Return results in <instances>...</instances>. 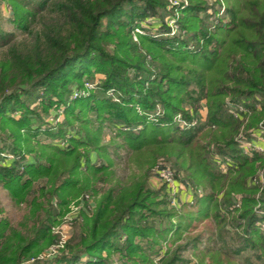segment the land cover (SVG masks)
<instances>
[{
	"label": "trees",
	"instance_id": "1",
	"mask_svg": "<svg viewBox=\"0 0 264 264\" xmlns=\"http://www.w3.org/2000/svg\"><path fill=\"white\" fill-rule=\"evenodd\" d=\"M166 1L10 0L12 22L26 37L18 40L17 34L0 29V119L14 137L13 144L0 140V151L18 156L0 164V183L14 202L28 201L32 224L30 232H22L0 220V264H21L55 243L51 225L63 216L69 197L91 187L88 180L78 187L77 173L91 171L100 182L111 175L108 164L98 166L92 159V153H106L98 145L105 118L133 151L152 145L162 157H173L176 179L182 170L193 189L209 186L211 192L195 194L193 205L183 204L193 207L185 217L187 227L196 223L181 229V221L172 223L177 209L168 205L164 185L133 182L129 197L107 189L90 217L82 210L86 216L80 238L67 239L52 257L56 264H77L84 255L82 264H111L101 255L103 250L120 251L134 261L118 264H136V258L146 264L174 227L173 243L182 231L188 235L160 264H184L180 252L188 246L197 250L203 237L211 264H264V233L257 224L264 218V189L257 197L262 187L249 180L264 156L249 157L238 148L239 138H248L250 129L264 124V0H189L178 20L182 32L174 36L183 45L163 36H142L134 42L131 29L136 21L157 16L159 8L166 10ZM221 1L227 19L218 17L212 23L209 18ZM162 20L150 30L167 34ZM85 76L99 81L97 91L72 98L74 90H83ZM53 99L70 116L76 107L90 110L100 126L88 128L83 134L87 139L70 127L71 119L51 129L50 119L60 108ZM238 103L250 111L248 116H234L230 107ZM16 112L18 119L12 117ZM177 114L190 125L172 123ZM22 128L30 133L22 135ZM39 128L52 139H66L69 147L38 143L40 157L26 156L22 143H29ZM215 156L229 157L228 163L234 161L236 167L222 173ZM260 163L262 170L264 159ZM43 178L47 185L35 194L33 183ZM55 201L59 212L54 216ZM225 234L228 243L212 250L209 244L224 242ZM137 253L142 257L134 258ZM200 262L205 263L204 256Z\"/></svg>",
	"mask_w": 264,
	"mask_h": 264
},
{
	"label": "rangeland",
	"instance_id": "2",
	"mask_svg": "<svg viewBox=\"0 0 264 264\" xmlns=\"http://www.w3.org/2000/svg\"><path fill=\"white\" fill-rule=\"evenodd\" d=\"M208 3H212L213 0H207ZM189 0H187V5H188ZM220 6H219V10L216 12L215 15H213L211 18H209V21L212 20V23H216L218 20V17L223 18L224 21L227 19L226 16V3L225 1H221L220 2ZM168 0L166 1V10L159 8L158 10V15L162 16V17H157V16H153V17H149V22L147 24L150 23V25L157 23L160 21V19H163L164 21L166 20L167 17L166 14H170L174 11V13L177 12V20L180 21V19L183 17L182 14L180 13L181 10L179 9V7L177 8L176 11L175 9H173L172 7L168 8ZM12 4L10 3V0H0V29L2 31H6L8 33H15L17 34V39L20 40L23 37H26L25 33H20L17 28L15 27V25L12 22ZM21 9V8H20ZM223 10V12H222ZM221 11V13H220ZM184 15V14H183ZM201 16L204 17V12L202 11ZM220 15V16H219ZM222 16V17H221ZM175 17V15H174ZM180 18V19H179ZM162 20V21H163ZM143 20H138L136 21V23L133 25L132 29H131V36L134 42L139 43L140 37L142 36H148L150 38H156V37H169L168 39L174 41V44H178V46L183 45L185 42L184 41H177L174 36H168L167 34H158L155 33V31H151L149 27H144L141 26L143 25ZM152 23V24H151ZM165 23V22H164ZM178 27H179V31L182 32L179 23L177 21ZM138 27L140 28V32H136L134 31V28ZM144 27V28H142ZM1 54V51H0ZM150 59V57L148 56V60ZM94 70V68H93ZM98 75V76H97ZM100 72L95 74V78L99 77ZM95 79H93L92 77H87L85 76V78H83L82 80V85H83V90H85V95L89 94L90 92H94L97 91V86L95 88L92 89H85L84 88V83L87 81H93ZM79 96V95H78ZM75 97V99L78 98ZM54 100V99H53ZM56 100V99H55ZM54 100V101H55ZM40 102V100H36V102H34L35 104L37 102ZM33 103V104H34ZM68 103L69 102H65ZM60 104V103H59ZM53 105L55 106H59L60 108H58L56 110V107H52L54 110H56V115H53V118L55 120H52L50 122V124L53 127L52 128H58V126H60L63 122H65V119H71V124L73 127V130H76L79 135H82V138H85L87 136H84V132L88 130V128L92 131L93 128L95 129L96 127L100 126L99 120L96 119L94 113H92L90 110L86 109V108H81L80 107H76L74 109V115L70 116V114L67 112L65 113V106H63L62 104L57 105V102L55 101L53 103ZM235 105H242L240 103L235 104ZM243 107V105H242ZM256 107L258 109H260L259 105L257 104ZM51 108V109H52ZM183 108H187V106H183ZM248 110V109H247ZM68 114V116H67ZM247 116L250 114V111H246L245 113ZM12 117H14L15 119H18L20 117V112H16L12 114ZM73 117V119H72ZM57 118V119H56ZM90 120V121H89ZM104 122H102V127H101V134H100V140H98L99 144L98 145H102L104 146V150L106 153H102V156L100 157V155L92 153V159L93 162H96L98 164V166L100 165H106L108 164L109 166V170L111 171V175H109L106 180L100 182V179L95 181V178L93 177V175H91V171L89 172H84V170L82 169L81 172L77 173V175L75 176L79 179V184L78 187H80V185L82 186V184H84L87 180L89 181V184H91V187L87 190H83V191H79L77 190L76 192H80L77 196L75 197H69V203L67 204V208L66 211H64L63 216L58 217V221L54 224L51 225V230L52 233L56 236V233L54 232V229L57 228L58 226H60L61 224L65 223V221L63 222V218L66 216H71L72 219H70L66 224L63 225H67L66 227V231L65 234L68 235L67 239H69V237L71 236V238L73 239V241H78L81 235V226H82V222L86 217H90L95 209V205L96 202L100 200L101 195L107 190V189H114L115 193L118 194V192L121 190V192H125L127 193V197H129V188L130 186L134 183L133 182H145V185L148 187H154V188H158L161 185H164L165 190H166V199L168 201V205L170 207L176 208L177 209V214L175 216H173L172 219V223L175 225L178 221H181V225L182 228L184 229L185 227H187V223H186V218L185 217H189V213L190 211L193 209L190 208H186L184 207L183 204L188 203L190 205H193V197L195 194H199V193H208L211 192V188L209 186H205L204 188L201 189H193L190 185V182L188 181V179H186L183 175V172L181 170V172L179 173L181 179H176L175 178V174H174V168H171L172 166L174 167V163H173V157H167L164 158L162 157L160 154H157V150H155V148H151L153 147L152 145L148 146H143L140 151H133L130 146H128L124 141L121 139V137H116V131L118 130L117 128L114 127L113 124H111L109 122L108 119H103ZM179 120L183 119L181 118V116L179 114H177V116L174 117L172 123H176L179 122ZM182 125V123H181ZM47 126V124H43L42 125ZM264 126V124L262 123V121L256 126ZM34 127H36V125H34ZM256 128H252L248 131V134H251L253 132L254 129ZM42 128H39L38 132H36V135H33L30 137V141L28 142H23V149L25 151L26 156H29L30 158H36L37 156L38 158L40 157L39 154V148H38V143L40 144H52V145H59L58 142H60L61 144V139L59 138H50L47 135H45V132H41ZM9 130H11L10 126H5L3 127V122H1L0 119V140L3 141H7L8 143H14V137L12 136V131L10 132ZM30 130L26 129V128H22L20 130V133L22 135H26ZM32 131V130H31ZM76 131H73L74 133ZM10 133V134H9ZM9 134V137H8ZM26 137V136H25ZM247 139V137H245ZM249 138V136H248ZM87 139V138H85ZM239 140V139H238ZM66 143L69 147V143L67 140H65ZM67 147V148H68ZM64 148V147H62ZM238 148L240 149L241 147L238 145ZM27 149H31V151L34 152H28ZM8 152V151H7ZM10 153V152H9ZM243 153V151H242ZM255 152L251 153H243V154H247V156H253ZM110 156H108V155ZM157 154V155H156ZM257 154V153H256ZM261 155V154H259ZM264 156V155H261ZM101 158V159H100ZM215 158L224 160L223 164L221 165L222 167H220V165L215 166L219 171H221L222 173H226L228 170L232 169L233 167H236V165L234 164L233 159L231 161L230 164L228 163V165H226L227 161H230V158L228 157V159H223L222 156H215ZM264 158H262L261 160H263ZM226 160V161H225ZM261 160H259L258 162H256L255 167L258 169H256V172L254 175L250 176L249 180L252 179V184L257 186L262 187L261 189H258V191L256 192V196L259 197L262 194H260L262 192V190L264 189V169H259V166L262 165ZM158 163H162L164 165H166L167 167L170 168V171H172L173 174V178L175 179L174 181H176L174 183L175 185V189L172 190V192L169 190V186L164 183H161L159 181H156L153 177V169L154 167L158 164ZM111 165V166H110ZM171 165V166H170ZM22 166H26V163H24L23 165H21L20 167L22 168ZM23 167V168H24ZM263 173V174H262ZM178 175V177H179ZM227 175V174H226ZM258 176L260 177V180L258 178ZM148 178V179H147ZM261 181V182H260ZM148 182V183H147ZM47 185L46 183V179H41L38 181H35L33 183V190L34 193H39L38 190L41 186H45ZM75 192V193H76ZM217 192V191H216ZM115 194V195H116ZM161 194V193H160ZM219 194V193H218ZM82 195V196H80ZM79 196V197H78ZM160 197V195L158 196ZM163 197V195H161V198ZM237 200L238 202L236 203V205L239 207L240 202H241V198L240 195H237ZM86 199L87 202L82 201V207L80 208V210L74 211L73 208L76 207V205H79L81 202V199ZM193 204H192V203ZM90 205V206H87ZM28 201L27 202H23V203H16L14 202V200L11 198V194L9 193L8 189L5 188L1 183H0V220H4L6 222H8L9 226L12 228H16L22 232H30V228L31 224H32V218L30 217V213H29V208H28ZM160 208H169L167 206H160ZM158 208V209H160ZM85 209L88 212H85V214H82V210ZM186 211V212H185ZM59 212V206L57 205L56 201L54 202L53 205V215L55 216V214H57ZM185 212V213H184ZM182 214V215H179ZM179 215V216H178ZM186 215V216H185ZM194 223H196L195 221L192 222L191 225H189L187 228H191L192 225H194ZM210 223L212 225V227L214 229H216V225L217 222L211 218L210 219ZM232 229H234L232 227ZM175 227L172 228V230L169 232L167 239L161 241L159 244H157V247H161L160 250L162 251H158L155 255H153L151 261H148L146 264H160L161 258L165 255V253L167 251H170L172 249H175L177 245H179L180 243H183L186 239V236L188 235L186 231H182L181 233V238L177 241H175L173 243L172 239L175 236ZM261 231L264 233V231L261 229ZM181 232V231H180ZM214 232L216 233V230H214ZM207 233H209V231L207 230L205 232L204 235H207ZM231 233V231H230ZM229 233V234H230ZM194 234V233H193ZM224 242L221 239H217L215 240V242L212 244H209L211 249L214 250V248L226 245L229 241V236L228 235H224ZM124 239V237H123ZM152 239V237H151ZM52 245V244H51ZM50 246V245H49ZM48 246V247H49ZM207 245H206V238L203 237V240L198 243L197 246V250H194V248L192 246H188L187 248H185L184 250H182L181 253V257L184 259L185 263L184 264H202L200 262V256H204L205 257V263L204 264H211L209 260V254L205 252ZM147 249V247H145ZM46 250V248H45ZM44 251V250H43ZM42 251V252H43ZM202 251V252H200ZM42 252L37 253V254H33L32 256L28 257L27 260H25L26 262L30 261L31 259H33L34 261L27 263V264H56V260L54 261L53 258H38ZM244 254H246V252H244ZM249 254V253H248ZM102 256H108L109 260H111V263L114 264H118L121 263L122 261H125L127 263H134L133 260L129 259L127 256H123L120 251H110L107 252L105 250L102 251L101 253ZM141 255V256H140ZM243 255V253H242ZM247 255V254H246ZM134 258L136 257H142V254L137 253L134 254ZM87 259V255L82 256V258L80 259L79 264H82L83 261H85ZM236 259V258H235ZM140 258H136L135 261H137L136 264H141L140 262ZM237 260V259H236ZM24 261V262H25ZM55 263H54V262ZM214 264V263H212Z\"/></svg>",
	"mask_w": 264,
	"mask_h": 264
},
{
	"label": "built area",
	"instance_id": "3",
	"mask_svg": "<svg viewBox=\"0 0 264 264\" xmlns=\"http://www.w3.org/2000/svg\"><path fill=\"white\" fill-rule=\"evenodd\" d=\"M168 4H169L168 8L172 7L173 9L178 11L177 10L178 7L180 10H182L187 6V0H168ZM222 12H223V10H222ZM220 13H221V11H220ZM174 15H175V17H174ZM165 17H167L165 20V24H166L167 28L169 29V32L167 33L168 36H177L180 33L179 27L177 24V21H178L177 20V17H178L177 12L174 13V11H173L170 14H166ZM148 20H149V18L143 19L144 22H143V25H141V26H144V27L151 26L150 23L147 24L149 22ZM144 27H142V28H144ZM134 31L140 32V28L135 27ZM98 83H99V81L97 79H95L93 81H87L84 83V88L85 89L95 88L98 85ZM84 94H85V90H74L72 93V98H75L78 95L80 96V95H84ZM108 94L112 95V91H109ZM231 106L232 107H230V109L233 112L235 117H237L239 115V113L245 114L246 111H248L247 108L244 106L242 107V105H240V106L231 105ZM50 120L52 121L55 119L51 118ZM179 122L182 123V125H184V126L190 125V124H187L186 122H184L182 120H179ZM65 140L66 139L62 140L61 144H60V142H58V144L64 148L68 147V145L65 144L66 143ZM238 145L241 147L243 153L255 152L257 154L264 155V126H259L256 129H254L253 132L250 134L249 138H247V139L245 137L239 138ZM215 159H216V162L220 165V167H222L221 165L223 164L224 160H221L218 158H215ZM10 160L11 161L12 160H18V156L12 155L7 151H0V164L7 162V161H10ZM21 164L22 163H20V165ZM226 165H228V161L226 162ZM152 177L156 181H159L161 183L166 182L165 184L170 185L168 188L171 192H172V190L175 189L174 183L176 181H174L175 179L173 178L172 171H170V168L167 167L166 165H164L162 163H158L153 169ZM258 178L260 180L259 176H258ZM82 201L83 200H81L79 205H76V207L73 208L74 211L80 210V208L82 207V204H81ZM70 219H72L70 215L64 217L63 222L65 221V223H63V224H66ZM63 224H61L60 226H58L57 228L54 229V232L56 233V236H57L55 243L50 245L46 250H44L42 252V254L36 259H39V258L43 259V258H47V257L52 258V257L57 255V253L59 252L60 249L64 248V246L67 242V236L68 235L65 234L67 225L65 226ZM257 224L264 231V218L260 221H257ZM33 259H31L28 262L25 261L21 264L30 263V262L34 261ZM79 262L80 261H78L77 264H79ZM111 264H114V263H111Z\"/></svg>",
	"mask_w": 264,
	"mask_h": 264
}]
</instances>
